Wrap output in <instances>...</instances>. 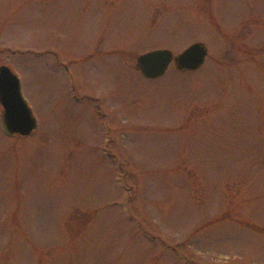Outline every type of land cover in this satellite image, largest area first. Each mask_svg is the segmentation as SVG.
Instances as JSON below:
<instances>
[{"label": "rangeland", "instance_id": "1", "mask_svg": "<svg viewBox=\"0 0 264 264\" xmlns=\"http://www.w3.org/2000/svg\"><path fill=\"white\" fill-rule=\"evenodd\" d=\"M1 65L0 264H264V0H0Z\"/></svg>", "mask_w": 264, "mask_h": 264}, {"label": "water", "instance_id": "2", "mask_svg": "<svg viewBox=\"0 0 264 264\" xmlns=\"http://www.w3.org/2000/svg\"><path fill=\"white\" fill-rule=\"evenodd\" d=\"M208 54L205 43L191 44L178 55L169 49H157L140 55L137 68L144 77L155 79L163 76L171 63L181 71H194L204 65ZM0 104L3 106V124L9 135L29 136L38 123L29 103L22 93L21 81L13 70L0 66Z\"/></svg>", "mask_w": 264, "mask_h": 264}]
</instances>
